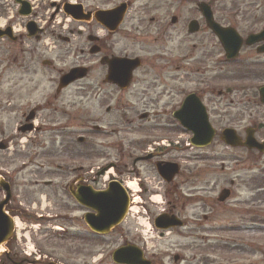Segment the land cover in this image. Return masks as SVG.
I'll return each mask as SVG.
<instances>
[{
    "label": "flooded vegetation",
    "instance_id": "1",
    "mask_svg": "<svg viewBox=\"0 0 264 264\" xmlns=\"http://www.w3.org/2000/svg\"><path fill=\"white\" fill-rule=\"evenodd\" d=\"M19 1L0 0V116L18 114L16 102L25 87L39 101L22 112L21 117L18 115L19 120L15 123L17 134L21 137L29 135L28 159L31 164H36L33 187L43 192V188L58 183L73 199L71 192L100 190L98 185L100 181H106L104 175L109 171V182L118 179L126 186L129 204L126 221L110 234L99 236L86 228V235L93 241L86 259L82 253L83 245H78L83 234L73 231L71 224L64 230V220L73 219L72 215L64 216V205L56 206L55 214H43L45 208L36 206L32 211H19L13 206L17 184L0 169L11 190L5 211L20 222V217L27 221L33 219L31 222L39 227L32 232L40 240L31 243L32 232L27 231V221L24 222L20 229L15 228L0 264H69L64 258V250L67 257L79 259V264H95L100 258L94 252L96 240L116 235L124 238L118 248H130L129 256L139 257L140 264H194L196 261L208 264V253L195 252L197 240L209 246L213 239L219 238L226 246V254H229L227 247L230 245L237 247V253L244 251L241 249L244 245L260 246L264 231V173L260 170L264 138L257 136L264 131V122L260 119L242 133L232 127L235 120L226 122L225 126L226 120L214 123L213 104L219 105L240 90L236 87L214 88L212 75L196 77L200 69L212 73L210 53L213 44L224 52V58L216 62V67H222L224 62L227 66L254 65L251 59L228 63L226 47L213 31L201 5L210 10L214 23L222 29L233 30L241 39L237 59L244 49L264 57V53L259 52L264 42L247 44L249 37L258 36L264 30L260 16L253 15L255 19L251 21L242 10L219 12L221 5H245L240 2L242 0H92V8L85 6V0ZM247 5L246 9L256 14L264 8V0ZM67 11L79 13V16L75 19ZM75 39L78 40L76 44ZM197 50L203 51L198 62ZM183 57L188 64L194 60L197 65L192 64L184 71L187 80L181 83L179 74L183 70ZM72 70H79L84 76L64 86L63 78ZM254 73L264 74V62ZM92 74L94 78H90ZM43 79H46L45 83ZM88 80L93 88L84 86ZM187 84L195 88L181 93L180 88ZM76 85L79 98L93 96L100 111L104 110V116L98 119L79 118L76 129L83 132L78 138L80 145H87L85 136L92 135L91 132L106 133V128L100 125L102 121L112 129L123 130L127 136L124 142L104 147L109 152L102 157L97 148L80 150L77 153L79 166L75 169L76 174L70 177L69 171L64 172V133H72L75 129L64 125V92ZM262 86L264 84L255 90L260 108L264 107ZM196 112L206 121L185 124L189 116L197 117ZM111 116L119 120L110 121L108 117ZM207 124L214 129V138L204 146L194 144V132L203 131ZM225 129H233L242 144L235 147L226 144L222 140ZM0 131L9 132L4 124ZM20 138L13 141V137L6 135L0 139V148L9 150L12 142L13 146H18ZM248 138L260 147L245 146ZM215 141L243 154L232 169L236 178H231L230 183L219 190L213 189V167L206 165L207 161H213L211 148ZM58 144L63 149L60 152L62 158L53 156V148ZM189 149L204 150V154L193 157L183 154ZM43 155L50 157L37 160ZM53 158L60 161H53ZM191 160L202 166L195 163L194 167L186 168L184 164ZM100 161L108 165L104 175L101 171L105 168L98 165ZM53 165L56 170H52ZM222 172L227 175L224 164ZM50 175L61 183L44 178ZM156 180L161 185L156 184ZM131 184L136 188L132 189ZM0 193L1 203L6 198L5 189L0 188ZM38 195L47 201V195ZM154 197L160 199L156 201ZM161 203L163 208L159 206ZM77 205L85 209L78 219L84 223L87 209ZM127 222L130 229L122 231L121 227ZM134 222L144 224L149 229L147 232L155 233L154 241L142 237L146 235L144 231L136 234L135 229L136 232L139 230ZM165 225L170 226L164 229ZM170 235L177 237L171 244L177 250L174 253H170L172 249L165 250V246L159 248L162 243L171 241ZM23 239L25 248L22 247ZM54 240L60 241L56 249L52 246ZM189 253L193 254L191 260L185 256ZM167 259L172 261L168 263Z\"/></svg>",
    "mask_w": 264,
    "mask_h": 264
},
{
    "label": "rangeland",
    "instance_id": "2",
    "mask_svg": "<svg viewBox=\"0 0 264 264\" xmlns=\"http://www.w3.org/2000/svg\"><path fill=\"white\" fill-rule=\"evenodd\" d=\"M254 1L257 2H263V0H242L240 2H243L245 5H235L232 7V5L228 6H219V12L222 14L229 13L232 9H238L239 11H243V15L248 17L250 16L251 21L255 19L253 15L260 16L261 21L264 23V8H261L259 12H252L251 10H247L246 7L248 6V2L251 4ZM84 4L88 8L93 7V1L92 0H85ZM191 12V11H190ZM262 17V18H261ZM245 19V17H244ZM259 19V18H258ZM183 41V38L181 39ZM78 42L77 39H75L74 43L76 44ZM187 52V51H186ZM203 55V51L201 53L200 50L196 51V61L198 62ZM211 57V67H212V73L210 71H206V69H200L198 70L199 75L196 77H209L212 75L213 83L212 86L214 88H224V87H236L240 90V92H234V94L230 95L229 97L225 98L222 102L219 103V105L213 104V116H214V123L219 122L220 120H226L223 123V126L226 125V122L230 123L232 120H235V125H232L233 128H235L237 131L241 132L246 127H252L253 123L262 119V122H264V107H261L257 105V94L255 92L256 88L264 84V74H255L254 71L257 70V66H259L261 63L264 62V57L259 56L256 54L255 51H251L250 49H244L240 55L241 59H251L252 63L254 65L251 66H244V65H228L226 62H224V65L217 66L216 62L219 61V59L224 58V52H222L217 45L213 44V50L210 53ZM182 58L181 67L182 71L179 74L180 82L183 83L187 80V77L184 75V71L189 68L190 65L194 64L197 65V63H194V60L189 61V64L186 60H183ZM221 65V64H220ZM207 66H210L209 64ZM260 69H263V66L260 67ZM55 74L53 73V76ZM90 78H94V74L90 76ZM41 78H38L37 80H40ZM238 79V80H233ZM224 82H221V81ZM46 79H43L42 82L45 83ZM85 87H91L94 86L90 84V81H85L84 83ZM248 86L247 90H243ZM78 85L71 87L67 91L64 92V125L73 126L75 129L72 133H64V172L69 171L70 177L76 174L77 166H79V159L77 157V153L85 148V150H92L96 148L99 150L100 157L105 154L108 155L107 150H104V147H109V144H118L121 141L124 142V137L126 134L123 133V130H116L112 129V127L108 126L106 122H101L100 125H102V128H106V133L103 134H94L91 132L92 135L85 136V138L88 140L87 145L81 146L78 142L79 136L83 134V132L78 129H76V126L79 125V118L80 117H86L91 119H98L104 116L102 113H104V110L102 109L100 111L99 107H97V101L93 99V96H88L87 98H79L78 97ZM252 90H250V88ZM193 85H182L181 93L185 92L186 90H192ZM31 91L28 90L27 87H25L23 90H21V93L18 95L20 96V99L16 102L17 107L19 108V112L17 115H14L10 117V115L6 116H0V127L4 124L8 128V133H1L0 131V139L4 136H10L13 137V141L15 138H20L21 136L16 133V125L15 123L19 120L18 115L21 117L22 112L28 111L29 109L33 108L34 105L39 104V101L35 99L34 96L31 95ZM218 101V100H217ZM257 101V102H256ZM30 102V103H28ZM218 109L220 111H218ZM224 115V116H223ZM110 121H114V119L119 120L118 117H108ZM106 120V119H105ZM3 123V124H2ZM218 130H221L220 127H217ZM73 130V129H72ZM120 131V132H118ZM127 136V135H126ZM258 139L264 138V131L259 132ZM29 139V135H24L20 138L21 143H18V146H13V142L11 145V148L9 150L2 151L0 150V169L1 173L7 174L9 176V179L14 182L16 185V189L14 192V197L16 198V203L13 204L14 207H16L19 211H26L31 210L32 207L36 206L38 209H41V207L45 208L44 213H51L55 214L57 211L54 209L56 206L64 205V216L73 218L72 220H64V229L66 227H69L71 224L73 231H78L83 234L82 237L79 238L78 245H83L84 251L82 253L85 254L86 259H88V255L91 253V250L93 248V241L88 238L87 231L83 222H80L81 217L83 216L85 209H82L77 203L74 201V199L71 198L69 193L61 188V185L57 183V185H53L52 187L43 188V192L36 191L35 187H33V180L36 179L35 172L36 171V164H31L28 159V153L30 151V145L27 142ZM15 145V143H14ZM100 146V147H98ZM63 149L60 147V145H55L53 148V156L55 158H62V154L60 153ZM211 155L213 158L212 162H206V165H211V168L213 167V189L219 190L220 188L227 186V184L230 183L231 178H236V172H233L232 169L236 167L237 159L242 156L243 154L240 151L236 150H230L225 148V145L221 143V141H215V143L212 145L211 148ZM113 155L116 154L114 151H110ZM183 154H188L189 157H193V155L200 154L199 156H202L204 154V150L198 151V150H187ZM41 157L42 160H45L44 157H50V156H39L37 160ZM68 157V158H67ZM35 158V157H34ZM54 159V158H53ZM190 160V159H189ZM53 161H60V159H54ZM109 162V161H108ZM107 162V163H108ZM190 163L184 164L187 166L186 168L194 167L195 163L193 160L189 161ZM42 163V162H40ZM106 162L100 161L98 164L99 166H104L103 164ZM212 163V164H210ZM225 166V171L227 172V175L222 172V166ZM108 166V165H105ZM196 166H202L200 162L196 163ZM230 170H227V169ZM76 169V170H75ZM52 170H56V167L53 165ZM260 170L261 173H264V157L261 158V164H260ZM148 171L152 172L151 169L148 167ZM66 176V173L64 174ZM47 179L54 180L55 182L61 183V180H58L53 178L52 175L48 177H44ZM65 178V177H64ZM153 180V178H151ZM156 184L161 185L159 183V180H156ZM107 184L104 183V180L100 181V184L98 185L99 189L104 188ZM53 188H58L54 191ZM38 193H41L43 195H47V201L45 202L44 199H41L38 195ZM2 199V194L0 193V200ZM165 201V200H164ZM19 202L21 203L19 205ZM37 204V205H36ZM139 206V204L137 205ZM160 208H163L164 205H159ZM52 208V209H51ZM21 209V210H20ZM51 209V210H50ZM84 210V211H83ZM157 210V209H156ZM41 212V211H40ZM41 214V213H39ZM193 215L192 213H190ZM20 220L22 223L26 222V219H23L20 217ZM33 220V219H32ZM31 219H29L26 223V229L30 233L35 230V228H38L39 224L31 222ZM74 220V221H73ZM74 222V224L72 223ZM129 222V221H128ZM128 222L121 227V230L127 232L130 228L128 226ZM80 223V225H78ZM135 226L139 230L135 233L139 234L140 231H144L146 235H142L144 238H152L149 241H154V238L157 237L155 233H152V231L147 232L149 229L145 227L144 224L138 225L134 222ZM36 225V226H35ZM69 229V228H68ZM66 234V232H65ZM64 234V239H65ZM31 243L40 242L38 240V237L35 236V234L32 232L31 234ZM171 241H166L165 243H162L159 248L161 249L163 246H165L166 249H172L170 253L177 252L175 250V247H172L171 244L177 240L176 236H168ZM228 237H231L229 235ZM59 238V235H58ZM77 238V237H76ZM124 238H121L119 235H116L115 237H104L99 239V241L96 240L94 252L96 255H99V261L95 262V264H114L112 261V252L117 249L121 244L123 243ZM173 241V242H172ZM87 242H89V246H87ZM26 241L23 239V245L22 247L25 248ZM189 244H192L191 242ZM202 240H197V243H195L196 248V254L200 253L201 255H204L205 253L209 254L208 257V264H264V231H262L260 236V246L259 244H256L254 247L250 246H242L241 249H244L242 253H237L235 250H237V247L234 246H228L227 250L229 251V254H226V246H224L222 243H220L219 238L213 239L211 244L209 246L202 245ZM77 245V246H78ZM53 249H56L60 246L59 240H54L52 242ZM27 247V246H26ZM203 253V254H202ZM188 260H191L193 257V254L189 253V255H185ZM200 257V255L198 256ZM235 257H243V258H235ZM64 258L68 259L69 264H79L80 260L73 257H67L64 250ZM97 258V257H96ZM204 258V257H203ZM237 259V260H236ZM235 260V261H233ZM172 260L167 259L166 262H171ZM82 263V261H81ZM184 264V263H183ZM198 262L196 261V263Z\"/></svg>",
    "mask_w": 264,
    "mask_h": 264
},
{
    "label": "water",
    "instance_id": "3",
    "mask_svg": "<svg viewBox=\"0 0 264 264\" xmlns=\"http://www.w3.org/2000/svg\"><path fill=\"white\" fill-rule=\"evenodd\" d=\"M19 1V0H18ZM20 2V1H19ZM204 15L208 18L213 31L220 37L224 46L226 47L227 57L229 59L235 58L242 46L241 39L231 29H222L216 23L213 22L212 14L210 10L201 5ZM68 12V11H67ZM73 18L77 19L79 13H72ZM264 41V31L255 37H249L247 44L251 45L256 42ZM259 52H264V46L259 48ZM83 73L79 70H72L68 75L64 76L63 84L67 86L69 83L77 80V78L83 77ZM262 100L264 101V88L261 89ZM197 117L189 116L188 123L192 124L194 121L204 123L205 117H201L199 112H196ZM251 132L249 136H251ZM215 136V131L207 124L206 129L203 131L194 132L193 143L197 145H206ZM222 140L231 146H238L241 143L234 130H225L222 134ZM250 148L260 147V144L248 138L244 144ZM0 187L4 188L10 197V188L0 178ZM73 197L83 206L91 209L94 213H88L85 216V221L90 229L98 234L110 233L120 222L124 219L128 209V197L124 188L117 182H113L109 185V188L105 191L96 192L92 189H84L83 191L72 192ZM7 199V200H8ZM4 201L0 204V257L4 250L5 243L10 239L13 232V221L9 218L5 212L4 207L8 201ZM165 219L164 217L161 218ZM170 225H165L164 229L169 228ZM131 252L130 248H121L113 253V261L116 264H140V260L135 255L129 256ZM137 253V252H136Z\"/></svg>",
    "mask_w": 264,
    "mask_h": 264
},
{
    "label": "bare ground",
    "instance_id": "4",
    "mask_svg": "<svg viewBox=\"0 0 264 264\" xmlns=\"http://www.w3.org/2000/svg\"><path fill=\"white\" fill-rule=\"evenodd\" d=\"M130 187L132 189H135L136 188V185L135 184H131ZM153 199L156 200V201H158L160 198L159 197H154ZM20 225L21 224L17 221V226L20 227Z\"/></svg>",
    "mask_w": 264,
    "mask_h": 264
}]
</instances>
